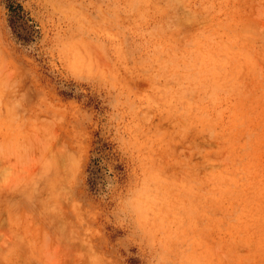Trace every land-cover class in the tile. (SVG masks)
Listing matches in <instances>:
<instances>
[{
  "label": "rangeland",
  "instance_id": "374dc122",
  "mask_svg": "<svg viewBox=\"0 0 264 264\" xmlns=\"http://www.w3.org/2000/svg\"><path fill=\"white\" fill-rule=\"evenodd\" d=\"M0 264H264V0H0Z\"/></svg>",
  "mask_w": 264,
  "mask_h": 264
}]
</instances>
